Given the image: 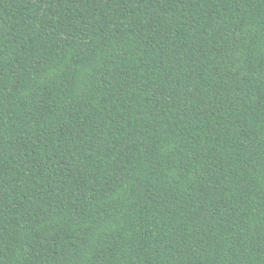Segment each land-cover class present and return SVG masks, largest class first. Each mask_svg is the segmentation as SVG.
<instances>
[{
    "label": "trees",
    "instance_id": "1",
    "mask_svg": "<svg viewBox=\"0 0 264 264\" xmlns=\"http://www.w3.org/2000/svg\"><path fill=\"white\" fill-rule=\"evenodd\" d=\"M0 264H264V0H0Z\"/></svg>",
    "mask_w": 264,
    "mask_h": 264
}]
</instances>
